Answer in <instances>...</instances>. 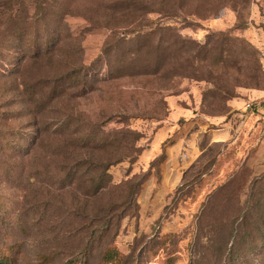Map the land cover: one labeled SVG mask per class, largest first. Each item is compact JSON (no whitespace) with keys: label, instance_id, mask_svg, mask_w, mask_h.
<instances>
[{"label":"rangeland","instance_id":"374dc122","mask_svg":"<svg viewBox=\"0 0 264 264\" xmlns=\"http://www.w3.org/2000/svg\"><path fill=\"white\" fill-rule=\"evenodd\" d=\"M113 1L62 0L59 49L20 63L7 15L33 0H0V249L13 264H106L108 245L115 264H264V0H139L153 12L130 23Z\"/></svg>","mask_w":264,"mask_h":264},{"label":"trees","instance_id":"16d2710c","mask_svg":"<svg viewBox=\"0 0 264 264\" xmlns=\"http://www.w3.org/2000/svg\"><path fill=\"white\" fill-rule=\"evenodd\" d=\"M61 2L62 0H51V2L47 4L46 2L44 3V0H33L34 11L31 16H29L27 12H23V10H20L22 12L16 15H7L9 24L11 22L12 25L10 29L14 30L20 46H18L21 50L20 63L25 60L29 62H37L41 59L51 57L59 49V45L63 41V35L58 20L60 23L61 14L63 15L65 13V9L61 7ZM140 3L139 0H114L110 4L108 11L112 14H118L120 17L125 18V21H128L129 23L135 22L136 19H143L145 15L147 16L153 12L149 6H141ZM28 19H33L30 24L28 23ZM14 20L19 22V24L16 26L13 25ZM50 20L55 21L57 25L51 28ZM8 26L6 28H8ZM114 61L117 65L121 64V61L118 59H115ZM120 76L121 75H119V77ZM66 79L67 81L63 84V87H67L69 82L79 85V83L84 81L79 72L74 73L70 79H68V77ZM62 80H64V78H62ZM53 83H55V81H53ZM23 86L25 88L24 92H29V94H31L33 86L26 87L27 85L25 86L24 84ZM58 89L61 90H57V92L62 94L63 88L59 87ZM34 94L36 93L34 92ZM89 165L96 166L97 164ZM94 168H100L102 173H106L108 170L106 165H97V167ZM257 181H264V174ZM257 181L252 182V188L258 183ZM107 183H109V181L98 178L95 184L93 182L92 186L96 189H101L104 188ZM263 186L264 183L261 184V187ZM1 248L0 264H13V259L10 257V254L15 251V246H3ZM102 261L106 264H115L120 260H117V255L112 249H110V245H108L102 253Z\"/></svg>","mask_w":264,"mask_h":264},{"label":"crops","instance_id":"0c3cea01","mask_svg":"<svg viewBox=\"0 0 264 264\" xmlns=\"http://www.w3.org/2000/svg\"><path fill=\"white\" fill-rule=\"evenodd\" d=\"M191 122H193L195 124L196 121H192L191 120ZM231 135H232V133H231V130H230V126H224L220 130H216V129L215 130H211L210 134H208L209 141H208V144L206 146V149L201 151L199 154H202L203 156H206L208 151L210 150V147H212L214 145L215 146L216 145L217 146L220 145L223 148L225 146V143L227 141H229Z\"/></svg>","mask_w":264,"mask_h":264}]
</instances>
